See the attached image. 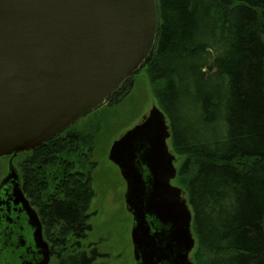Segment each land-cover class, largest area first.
Listing matches in <instances>:
<instances>
[{"label": "trees", "instance_id": "1", "mask_svg": "<svg viewBox=\"0 0 264 264\" xmlns=\"http://www.w3.org/2000/svg\"><path fill=\"white\" fill-rule=\"evenodd\" d=\"M156 3V43L142 68L179 162L174 180L192 213V262L264 264V0ZM132 80L107 103L120 102ZM75 124L14 157L56 264L101 256L80 249L95 192L70 160L84 138L70 130Z\"/></svg>", "mask_w": 264, "mask_h": 264}, {"label": "water", "instance_id": "2", "mask_svg": "<svg viewBox=\"0 0 264 264\" xmlns=\"http://www.w3.org/2000/svg\"><path fill=\"white\" fill-rule=\"evenodd\" d=\"M156 0H0V157L10 156L11 193L33 229L40 260L49 249L24 199L12 158L77 123L117 92L153 52ZM164 113L152 106L115 140L108 159L125 183L136 264H192V213L176 177Z\"/></svg>", "mask_w": 264, "mask_h": 264}, {"label": "rangeland", "instance_id": "3", "mask_svg": "<svg viewBox=\"0 0 264 264\" xmlns=\"http://www.w3.org/2000/svg\"><path fill=\"white\" fill-rule=\"evenodd\" d=\"M132 76V88L120 102L111 106L106 101L70 128L84 136L79 153L70 160L75 171L90 175L95 192L88 210L90 230L80 240V249L87 253L96 249L101 255L93 264H136L130 240L131 215L124 202L125 183L118 168L108 159L111 144L138 124L152 106H157L145 69L141 67ZM167 145L173 154L168 141ZM21 157L15 158L16 165ZM8 159L0 157V177L7 170ZM174 166L178 169L176 158ZM172 183L178 185L175 180ZM189 257L192 260L191 254ZM56 263L54 258L52 264Z\"/></svg>", "mask_w": 264, "mask_h": 264}, {"label": "flooded vegetation", "instance_id": "4", "mask_svg": "<svg viewBox=\"0 0 264 264\" xmlns=\"http://www.w3.org/2000/svg\"><path fill=\"white\" fill-rule=\"evenodd\" d=\"M7 157L10 159V156ZM13 160L14 159L12 158V164L14 165L17 172V182H19V186L24 196V199L28 202L29 206L37 214L36 209L31 205L30 201L27 199L26 195L22 190L21 173L17 165L13 162ZM7 174L8 166L5 174L0 177V183L3 181ZM172 182L173 180L171 181V184L173 185ZM10 189V180H7L4 185L0 186V264L38 263L40 260V256L32 239L33 229L29 225V217L24 212L22 203L16 202L13 199L14 197L12 196ZM38 219L40 221L39 216ZM42 236L44 241L47 243L49 249V261L47 264H52V260L55 258V254L51 252L50 246L44 237L43 229ZM91 251H89L88 254Z\"/></svg>", "mask_w": 264, "mask_h": 264}]
</instances>
